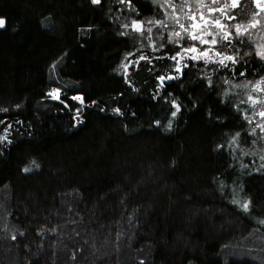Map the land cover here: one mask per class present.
I'll return each instance as SVG.
<instances>
[{
    "label": "trees",
    "instance_id": "obj_1",
    "mask_svg": "<svg viewBox=\"0 0 264 264\" xmlns=\"http://www.w3.org/2000/svg\"><path fill=\"white\" fill-rule=\"evenodd\" d=\"M225 3L243 25L259 13L264 32L254 0L213 6ZM133 5L0 0V107L9 109L0 134L12 125L11 143L0 142V264H264V91L254 87L264 60L255 40L246 34L241 46L251 53L235 66L244 75H212L209 65L210 89L203 62L186 60L164 91L156 76L175 72L170 56L184 44L155 24L164 19L155 0ZM133 19L153 23L140 36L123 27ZM141 54L150 60L121 67ZM53 87L61 101L47 95ZM168 93L182 104L176 117ZM236 132L239 147L229 146ZM249 198L248 211L233 203Z\"/></svg>",
    "mask_w": 264,
    "mask_h": 264
},
{
    "label": "snow or ice",
    "instance_id": "obj_2",
    "mask_svg": "<svg viewBox=\"0 0 264 264\" xmlns=\"http://www.w3.org/2000/svg\"><path fill=\"white\" fill-rule=\"evenodd\" d=\"M121 3H124L128 8L136 10L133 5V0H120ZM92 4L95 5H101L102 0H91ZM196 3L199 5V10L185 13L186 18L188 19L189 23L185 25L184 23L180 22V19L178 15L176 16L175 23L179 25L180 29L184 34L187 35L188 40L192 41L190 46L184 47L181 46L179 51H176L174 55L170 56V59L175 61L174 69L175 72H168L167 74H161L156 76V80L159 82L157 85V88L162 89L166 91L168 82L177 80L180 77L184 75V69L188 66L187 63H185L186 60L194 61V62H203V65L205 66V71L202 74L204 79L206 80V83L208 87L211 89L213 87L214 81L212 78V75L217 74L222 69H229L231 68L233 72H238L239 75H244L247 71V68H244L243 71H240L237 67V65H241L242 63L246 64L247 62L244 61V56L251 55L250 52H244L241 53V46L245 44L244 37L248 33L249 27H255L259 21L255 19V16L259 15V13H253V20L249 22L247 26L241 25L239 23L234 25L235 32L231 31L226 23L222 21V19L219 16H209L206 15L205 11L202 9H206L208 13H216L220 12L223 16H226L228 19H235L234 16L230 15L225 9L229 7L228 3H225L221 7L217 8L213 5H216L218 3V0H212V5H208L205 3V0H196ZM254 3L257 8L264 11V0H254ZM239 5V0H230V6L232 8H235ZM175 14L176 5L172 4L170 5ZM183 8H191V4L185 0V3L181 6V9ZM6 19L4 17H0V28H4L6 26ZM147 23L151 24L152 21H148ZM155 24L157 25H163V21L156 20ZM145 21L140 19H133L131 24H124V28H131L134 32H138L140 36L145 35ZM148 33L152 32L151 28L147 29ZM124 35H128V33H123ZM174 37L176 38H183L181 35V32L173 31L170 36L169 40L171 41ZM208 37H212L211 39H208ZM219 37V38H217ZM150 43L153 47L156 46V41L151 39V36L148 37ZM176 43H179V40L177 39L175 41ZM203 45H209L210 47H199ZM216 45H222L224 49H231V52H228L226 50H222L221 48L217 47H211ZM160 47H165L164 44H160ZM258 49H261L262 46L257 45ZM214 54V55H213ZM133 53L129 52L125 59L127 60L128 56H132ZM256 55L259 56L262 60H264V50H257ZM162 57H158V59H161ZM179 58V59H178ZM143 60H150L149 57L141 54L138 58V60L129 61L128 63H123L121 67L124 69H128L130 65L136 64L139 61ZM212 65L213 67L210 69L212 75L209 74L208 66ZM56 65L53 64L52 68L55 69ZM225 84H230L231 81L228 79H225L223 81ZM264 82V77H261L259 81L256 82L254 87L257 88L258 91H264V88L260 87V84ZM128 83H131L129 80ZM248 83H251L249 81ZM47 95L57 101H61L62 97V90L58 87H53L49 90ZM165 100H168L170 104L173 106L174 110L171 111V116L176 117L181 111H182V104L179 101V97H175L174 94L168 93L167 95L162 97ZM73 100L79 101L80 103H84V98L81 95H74L72 97ZM257 97L252 96L249 94L248 100L251 101L253 106L257 103ZM66 103V101H64ZM92 103H95L93 101ZM16 108H19L20 105H15ZM9 111L6 107H0V112L7 113ZM115 112L120 113L121 110L119 107L114 109ZM76 115L79 116L80 109H75ZM135 115V113H133ZM209 115H211V112H209ZM260 117H264V110H261L259 112ZM244 118L248 120L249 123H252V120L249 119V115L247 112L244 114ZM6 117L4 119H0V124H5ZM219 119V117H217ZM19 123H23L22 121H19ZM156 124H160V121H156ZM12 125L7 124L4 127L3 134H0V142H8L11 143L8 137V133L11 129ZM173 127V121L170 119L166 125L165 130H170ZM261 129L262 132H264V122L257 125ZM255 128L252 129L253 133L255 132ZM241 136L240 132H236L229 141V146H232L234 142H236V147H239L238 139ZM253 144H255V141H252ZM218 148H224L225 145H217ZM23 150V149H22ZM247 154V153H245ZM261 160H264V156L260 157ZM32 164L34 167L39 168L40 165L35 162V160L32 161ZM31 169L29 167H24V172H29ZM221 186H223V181L220 182ZM233 203H239L240 207L244 209L245 211H248L250 209V206L252 204L251 199H247L244 202H239L234 200ZM264 223V221H261ZM15 239V237H13ZM143 264V262H141Z\"/></svg>",
    "mask_w": 264,
    "mask_h": 264
},
{
    "label": "rangeland",
    "instance_id": "obj_3",
    "mask_svg": "<svg viewBox=\"0 0 264 264\" xmlns=\"http://www.w3.org/2000/svg\"><path fill=\"white\" fill-rule=\"evenodd\" d=\"M155 1L158 4V6L163 10V13H164V19H162L163 25H160V26L162 28L169 29V31H168L169 34H171L173 31L181 32V35L183 38L181 39V38L174 37L171 40L173 45H175L176 47H180V44L183 43L184 47L190 46L191 43H193V42L188 40L187 35L184 34L182 32V30L180 29L179 25L175 23V19H176V16L178 15L180 22L187 25L189 23V21L186 18L185 13H190V12H194V11L199 10V5L196 3V0H187V2L189 4H191V8H183V9H181V5L178 2L179 0H155ZM183 2L185 3V0H183ZM172 4L176 5L175 14H174L173 8L170 6ZM202 10L205 11L206 15H209V16H214L216 14V13H208L206 9H202ZM255 19L258 20L259 22L261 21V19H259L257 17ZM148 20L149 19H146L143 21H145V23H146ZM225 21H228L227 25H228L229 29L235 31L234 25L237 24V22H234L233 19H228V18H226ZM250 21H252V20H250ZM239 24L243 25L242 23H239ZM248 24H245L244 26H247ZM258 25H259V23L254 28L249 27L247 34L250 35L251 38L255 40L254 41L255 47H257V45L262 46L261 49L257 48V50H264V32L263 33L260 32V30L257 27ZM262 25H264V22L260 25V27ZM144 27H145V25H144ZM256 29H257V31L255 32ZM211 38L212 37H208V39H211ZM217 38H219V37H217ZM177 39L179 40V43L175 42ZM198 46L199 47H210L209 45H203V46L198 45ZM211 47H217V48L222 49L223 46L222 45H216V46H211Z\"/></svg>",
    "mask_w": 264,
    "mask_h": 264
}]
</instances>
